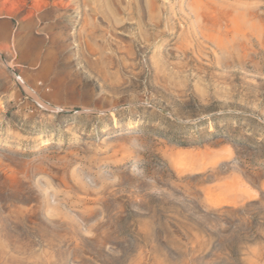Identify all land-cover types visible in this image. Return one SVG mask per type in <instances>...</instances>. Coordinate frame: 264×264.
I'll return each instance as SVG.
<instances>
[{
	"label": "rangeland",
	"instance_id": "rangeland-1",
	"mask_svg": "<svg viewBox=\"0 0 264 264\" xmlns=\"http://www.w3.org/2000/svg\"><path fill=\"white\" fill-rule=\"evenodd\" d=\"M0 264H264V0H0Z\"/></svg>",
	"mask_w": 264,
	"mask_h": 264
}]
</instances>
